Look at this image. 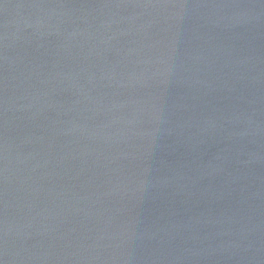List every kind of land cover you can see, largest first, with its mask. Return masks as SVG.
<instances>
[{
  "label": "water",
  "instance_id": "water-1",
  "mask_svg": "<svg viewBox=\"0 0 264 264\" xmlns=\"http://www.w3.org/2000/svg\"><path fill=\"white\" fill-rule=\"evenodd\" d=\"M0 264H264V0H0Z\"/></svg>",
  "mask_w": 264,
  "mask_h": 264
}]
</instances>
